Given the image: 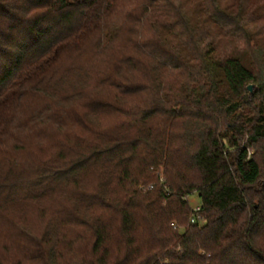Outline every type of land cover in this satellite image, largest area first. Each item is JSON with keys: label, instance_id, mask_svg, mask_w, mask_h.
Listing matches in <instances>:
<instances>
[{"label": "trees", "instance_id": "obj_1", "mask_svg": "<svg viewBox=\"0 0 264 264\" xmlns=\"http://www.w3.org/2000/svg\"><path fill=\"white\" fill-rule=\"evenodd\" d=\"M155 16L197 36L171 0H0V264H264V71Z\"/></svg>", "mask_w": 264, "mask_h": 264}, {"label": "rangeland", "instance_id": "obj_2", "mask_svg": "<svg viewBox=\"0 0 264 264\" xmlns=\"http://www.w3.org/2000/svg\"><path fill=\"white\" fill-rule=\"evenodd\" d=\"M134 1V0H131ZM171 2L180 5L184 14L190 22V26L194 29L196 27V37L193 38L191 44H184L181 37H178L174 30H170L165 26V21L162 17L155 16L154 19L158 20L155 23V28L152 30L144 29L140 32V36L150 38L153 40L154 36H158L160 40H164L171 46L175 47L180 55L189 57L192 51L191 45H201L204 50H210L211 57L217 60H223L228 57H237L247 65L251 66L255 71H264V0H171ZM212 8L210 9L209 4ZM219 10L226 19L220 20L213 18L214 12ZM194 31V30H193ZM138 33L132 30L129 33H123L117 45H130L128 39ZM201 41H199V39ZM258 50L260 51L259 56ZM93 61H90L91 65ZM259 86L255 84L252 91L247 89L243 91L245 113L248 120L254 117V110L258 102L257 91ZM253 93V95H251ZM255 96V97H254ZM33 103H38L34 100ZM35 108V107H33ZM27 141V139H26ZM25 141V142H26ZM38 138L33 137L29 139L31 150L35 149L38 145ZM51 152V148H48ZM20 156H22L20 154ZM8 163L0 161V170L6 167ZM164 172L163 167L157 169V173ZM141 184L138 185L140 189ZM146 189V188H144ZM66 191V189L64 190ZM66 194V193H65ZM69 197V195H66ZM165 204V202H164ZM190 204L193 208L200 204V198L197 194L190 197ZM37 207L31 205L29 213L30 219L39 216Z\"/></svg>", "mask_w": 264, "mask_h": 264}, {"label": "built area", "instance_id": "obj_3", "mask_svg": "<svg viewBox=\"0 0 264 264\" xmlns=\"http://www.w3.org/2000/svg\"><path fill=\"white\" fill-rule=\"evenodd\" d=\"M200 205H197L195 208H194V210L197 212V211H199L200 210ZM192 223H196V218L194 217V218H192ZM205 223V220H201V225L202 224H204Z\"/></svg>", "mask_w": 264, "mask_h": 264}, {"label": "water", "instance_id": "obj_4", "mask_svg": "<svg viewBox=\"0 0 264 264\" xmlns=\"http://www.w3.org/2000/svg\"><path fill=\"white\" fill-rule=\"evenodd\" d=\"M248 88H249L250 91H252L253 85L250 84V85L248 86Z\"/></svg>", "mask_w": 264, "mask_h": 264}]
</instances>
